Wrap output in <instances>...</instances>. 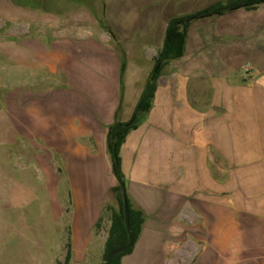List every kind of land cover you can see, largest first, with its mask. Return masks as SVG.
<instances>
[{
	"label": "crops",
	"instance_id": "1",
	"mask_svg": "<svg viewBox=\"0 0 264 264\" xmlns=\"http://www.w3.org/2000/svg\"><path fill=\"white\" fill-rule=\"evenodd\" d=\"M243 13L250 19L246 29H253V10L204 19L237 24ZM188 38L185 55L162 69L151 110L120 149L128 200L144 220L121 264L140 263L145 252L152 255L148 264H264V79L239 82L230 71L204 78L191 64L202 59H187ZM108 54L98 57L107 64L104 71L79 56L83 67L74 84L69 81L71 93H52L26 107L27 136L37 147L41 141L35 160L50 174L59 159L57 171L66 174L63 189L73 204L64 215L74 216L75 247L77 239L88 237L87 252L99 244L93 228L105 195L117 186L108 127L131 120L150 78L144 72L129 112L122 113L121 67ZM181 254L191 255V262L183 263Z\"/></svg>",
	"mask_w": 264,
	"mask_h": 264
},
{
	"label": "rangeland",
	"instance_id": "2",
	"mask_svg": "<svg viewBox=\"0 0 264 264\" xmlns=\"http://www.w3.org/2000/svg\"><path fill=\"white\" fill-rule=\"evenodd\" d=\"M227 1L0 0V264H66L68 254L67 264H102L103 245L119 207L117 193L106 194L93 228L99 244L87 252L89 239L82 237L74 246V216L64 215L73 207L69 190L63 189L66 174L57 171L58 158L50 174L35 160L41 141L37 147L35 139L27 136V104L32 106L52 93H71L69 81L74 84V76L83 67L79 56L86 55L91 69L104 71L107 64H100L98 57L107 52L114 55L119 68L124 65L119 110L129 112L144 72L151 75L154 70L168 22ZM224 20L192 21L187 59L202 60L186 63L206 79L207 72L212 79L230 71L231 76L237 74L233 80L256 84L264 79V6L253 10L251 30L246 29L250 19L244 13L237 15V24ZM216 54L211 61L209 55ZM179 256L183 263L191 262V255ZM151 257L145 252L137 264L151 263Z\"/></svg>",
	"mask_w": 264,
	"mask_h": 264
},
{
	"label": "trees",
	"instance_id": "3",
	"mask_svg": "<svg viewBox=\"0 0 264 264\" xmlns=\"http://www.w3.org/2000/svg\"><path fill=\"white\" fill-rule=\"evenodd\" d=\"M264 4V0H228L227 2H217L204 10L198 11L194 14L172 18L167 25L163 45L155 59V67L147 80L143 89L142 95L139 99L137 107L131 120L128 123L116 122L110 126L107 137V146L111 153L113 164L124 181V176L121 173V158L120 149L125 142L128 134L136 129L138 125L143 121L146 114L151 110L153 99L155 97V91L157 88V81L162 69L171 61L181 59L186 52V44L188 38L189 27L194 20L223 16L233 10L245 9L255 10L260 5ZM124 71V65L121 68V72ZM118 200V210L114 211L112 218V225L109 233V237L105 245L104 263L108 255L120 247L126 246L129 242V236L126 229L124 210L122 202V188L118 185L115 188ZM130 223L131 229L135 237V243L141 232V227L144 222L142 213L134 210L130 202ZM134 248V247H133ZM133 248L129 251L119 254L111 264H121L122 258L133 251ZM69 254L66 257V264L69 262Z\"/></svg>",
	"mask_w": 264,
	"mask_h": 264
},
{
	"label": "water",
	"instance_id": "4",
	"mask_svg": "<svg viewBox=\"0 0 264 264\" xmlns=\"http://www.w3.org/2000/svg\"><path fill=\"white\" fill-rule=\"evenodd\" d=\"M113 171L115 174V177L119 183V185L122 188V202H123V210H124V219H125V224H126V229L128 232V236H129V242L126 246L120 247L118 249H115L114 251H112L107 259L105 264H111L112 261L121 253H124L126 251H129L130 249H132L134 247L135 244V237L134 234L132 232L131 229V223H130V210H129V203H128V197H127V190H126V185H125V181H123L121 179V176L116 168V165L113 164Z\"/></svg>",
	"mask_w": 264,
	"mask_h": 264
}]
</instances>
